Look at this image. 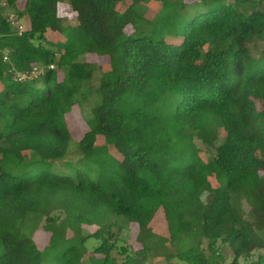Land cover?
I'll return each mask as SVG.
<instances>
[{
	"label": "trees",
	"instance_id": "obj_1",
	"mask_svg": "<svg viewBox=\"0 0 264 264\" xmlns=\"http://www.w3.org/2000/svg\"><path fill=\"white\" fill-rule=\"evenodd\" d=\"M165 243L264 264V0H0V264H145Z\"/></svg>",
	"mask_w": 264,
	"mask_h": 264
},
{
	"label": "rangeland",
	"instance_id": "obj_2",
	"mask_svg": "<svg viewBox=\"0 0 264 264\" xmlns=\"http://www.w3.org/2000/svg\"><path fill=\"white\" fill-rule=\"evenodd\" d=\"M185 1L190 2L193 0H185ZM59 10L60 13L66 16L67 18L65 20V23L69 25H74L76 23L74 13L68 11L65 6L61 5L59 7ZM154 12H155V4H151L149 15H152ZM22 25L23 27H25L27 25V22L23 21ZM125 30L126 32H130L131 27L127 26ZM82 58L88 62H97V63L106 62L105 57L91 53H87ZM59 77H61V73L59 74ZM94 103H95V99L93 97H90L89 99L83 100L80 104H74L71 110L66 114L65 119L73 138L78 139L88 129L87 119L90 116V109L94 105ZM151 225L156 233L162 234L163 236L167 235L165 219L163 217L162 212L159 211L157 212ZM131 227H132L131 231L133 236L136 231V226L132 224ZM36 236L42 238V240L43 238H45V236L42 235V231H38L36 233ZM130 244H132L134 248L139 247V245L135 244L133 241H130ZM206 245H207L206 240H203L201 242V246L205 248ZM179 247L180 246L177 244L165 243L162 245V247L150 253L145 264H169L170 262L177 264H186L184 262L179 261L176 257V253ZM221 251L225 258V263L228 264L233 257L231 249L228 246L221 245ZM257 255L264 256V249L254 250L251 253V258L249 259V261L254 260ZM239 262L240 264H248V262H244L242 258L239 259Z\"/></svg>",
	"mask_w": 264,
	"mask_h": 264
},
{
	"label": "built area",
	"instance_id": "obj_3",
	"mask_svg": "<svg viewBox=\"0 0 264 264\" xmlns=\"http://www.w3.org/2000/svg\"><path fill=\"white\" fill-rule=\"evenodd\" d=\"M3 4H5V2H3ZM9 20L12 21V24L15 25L17 27V30L19 32V34L23 31L24 27L22 25V23H20L19 21H16L14 19V16L13 14H9ZM4 59L5 56H4ZM52 67V66H51ZM42 68L39 67V66H34L31 70H28V71H24V72H18L15 74V78L16 79H19V80H23V79H26V78H30V77H36L38 74H40L42 72Z\"/></svg>",
	"mask_w": 264,
	"mask_h": 264
}]
</instances>
